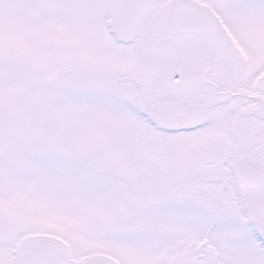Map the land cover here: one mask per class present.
Returning <instances> with one entry per match:
<instances>
[{"label":"snow or ice","instance_id":"obj_1","mask_svg":"<svg viewBox=\"0 0 264 264\" xmlns=\"http://www.w3.org/2000/svg\"><path fill=\"white\" fill-rule=\"evenodd\" d=\"M0 264H264V0H0Z\"/></svg>","mask_w":264,"mask_h":264}]
</instances>
